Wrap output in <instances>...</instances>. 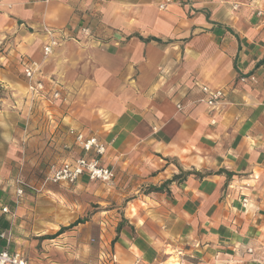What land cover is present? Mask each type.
I'll list each match as a JSON object with an SVG mask.
<instances>
[{"label":"crops","instance_id":"crops-1","mask_svg":"<svg viewBox=\"0 0 264 264\" xmlns=\"http://www.w3.org/2000/svg\"><path fill=\"white\" fill-rule=\"evenodd\" d=\"M164 1L0 0V83L31 96L35 62L48 96L0 107V246L30 264H264V0ZM70 129L106 143L116 177L78 182L66 220L41 184L85 154Z\"/></svg>","mask_w":264,"mask_h":264},{"label":"built area","instance_id":"built-area-1","mask_svg":"<svg viewBox=\"0 0 264 264\" xmlns=\"http://www.w3.org/2000/svg\"><path fill=\"white\" fill-rule=\"evenodd\" d=\"M170 0H165L160 4V8L165 9L167 3ZM258 15L263 16L264 12L258 9ZM60 45L59 39L56 37L50 38L47 44L43 48L44 57L51 56L55 47ZM40 72L38 63L27 64L24 67V75L29 80L31 98L34 102L40 100H47L48 96L45 94L46 85L43 80L36 79V75ZM242 82L255 81L254 75H243L240 77ZM202 90L206 94L205 102L213 108L222 102L226 93L222 88H212L209 86H203ZM52 98L57 100L61 98L60 91H53ZM70 135H73L76 142L82 147L85 154L76 157L74 160H67L61 164H51L48 173L43 178L42 185L46 183L55 184H76L83 179L88 181H99L102 183H112L115 179V171L112 167L106 166L102 163V157L107 152V145L101 141L98 137L91 135L86 136L83 132L76 129H70L68 131ZM16 197L17 203L25 195L26 183L22 178L17 179ZM38 190H41L39 188ZM247 204V199H244L243 205ZM2 212L9 216L14 215V212L8 207L3 206ZM6 233H0V237H5ZM251 250V249H250ZM0 264H30V261L26 256L19 251H10L6 247L0 246Z\"/></svg>","mask_w":264,"mask_h":264},{"label":"rangeland","instance_id":"rangeland-1","mask_svg":"<svg viewBox=\"0 0 264 264\" xmlns=\"http://www.w3.org/2000/svg\"><path fill=\"white\" fill-rule=\"evenodd\" d=\"M9 53V51L7 50V44L6 42H4L3 44L0 45V63L3 61L4 58H2L4 55L7 56V54ZM54 54V52H53ZM53 54L51 56H53ZM44 55V54H43ZM51 56L47 57L50 58ZM45 58V57H44ZM2 60V61H1ZM5 61V60H4ZM3 61V63H4ZM3 64H0V68L2 67ZM11 90V91H9ZM14 93V94H13ZM29 105L30 108H32L33 106H39L37 103L38 102H34L31 98V96L29 94H25L23 91H20L19 89H14V88H5L4 85H1L0 83V107H12V108H17V109H22V106L25 105ZM116 177V176H115ZM115 181V179H114ZM113 181V182H114ZM43 182V181H42ZM112 182V183H113ZM112 183H102L99 181H91L92 186H102L104 188L108 187L109 185H111ZM42 185V184H41ZM76 184H55V183H46L43 188H45L46 186H55L56 187V191L58 193H56L55 196L52 195V197H54V199H51V215L53 217H57V214H60V216H64L66 218V220L68 219V214L73 213L72 210V206L74 203V200L77 199L78 195L75 192V187ZM42 188V187H40ZM43 190H39V192H42ZM90 190H87V193H89ZM83 194V191L81 192ZM81 195V194H80ZM89 196V195H88ZM101 196H99L100 198ZM76 198V199H75ZM116 199L113 200V203H116ZM53 203L55 204L53 206ZM69 203V205H68ZM62 207L61 209H57V207L59 206ZM101 206V203H92V205H89L88 207L90 208L89 210H87V212H85L79 219V221H85L88 218H90L92 211L98 209V207ZM54 208V210H53ZM52 212L54 214H52ZM119 213H121V211L119 210ZM39 214H42V211H39Z\"/></svg>","mask_w":264,"mask_h":264},{"label":"trees","instance_id":"trees-1","mask_svg":"<svg viewBox=\"0 0 264 264\" xmlns=\"http://www.w3.org/2000/svg\"><path fill=\"white\" fill-rule=\"evenodd\" d=\"M79 222H81V221H79ZM2 227L5 228V227H7V225H2ZM120 228H121V226L118 227V230H120ZM66 229H67V227H62L60 232L66 230Z\"/></svg>","mask_w":264,"mask_h":264},{"label":"bare ground","instance_id":"bare-ground-1","mask_svg":"<svg viewBox=\"0 0 264 264\" xmlns=\"http://www.w3.org/2000/svg\"><path fill=\"white\" fill-rule=\"evenodd\" d=\"M177 264V263H176Z\"/></svg>","mask_w":264,"mask_h":264}]
</instances>
